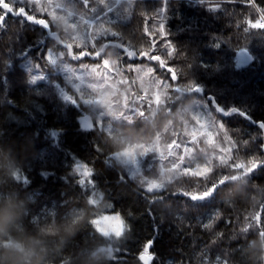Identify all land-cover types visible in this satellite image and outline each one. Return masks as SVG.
Returning <instances> with one entry per match:
<instances>
[{"label":"trees","instance_id":"16d2710c","mask_svg":"<svg viewBox=\"0 0 264 264\" xmlns=\"http://www.w3.org/2000/svg\"><path fill=\"white\" fill-rule=\"evenodd\" d=\"M8 2L32 11L29 0ZM58 2L63 11L72 8L91 23L97 21L87 31L94 33L101 24L111 26L121 38L110 39L137 52L161 55L180 76L170 81L160 69L142 84L135 71L123 76L109 73L112 78L106 83L102 77L83 75L81 63L91 69L102 62L91 57L50 58L62 51L59 39L73 42L68 40L72 34L84 35L82 21L74 32L63 16L45 27L9 12L0 23V212L13 227L0 236V252L22 250L24 243L34 241L45 252L44 264H264V254L251 252L257 243L264 245V234L253 219L264 210V164L250 174L234 170L225 160L227 154L215 147L229 146L218 129L222 123L238 142L234 158L264 160V32H242L243 20L254 21L260 14L244 0H136L137 6L129 11L124 9L125 0ZM256 3L264 8V0ZM142 12L163 17L166 38L177 49L172 57L162 44L150 50L143 28L147 23L155 31L160 17L146 22ZM65 62L76 70L74 76L83 79L71 81ZM135 64L158 67L147 58H137ZM100 70L104 71L102 66ZM122 79L129 83H120ZM153 79L170 87L157 88ZM192 82L198 92L173 91ZM91 85H97L96 90ZM145 88L151 104L147 98L138 99ZM102 97L109 108L122 112L113 123L116 132L138 142L154 137L159 141L156 154L141 156V174L147 181L131 177L127 166L115 159L126 141L102 127L98 111L86 101ZM133 108L143 114L132 115ZM123 113L131 118L123 119ZM84 114L91 115L92 127L81 124ZM196 115L202 122L212 116L216 126L201 127L193 119ZM205 132L213 133L214 145L206 143ZM173 140L180 147L168 149ZM173 162L176 166L171 168ZM81 166L91 168V174L83 176ZM201 175L203 182L193 178ZM224 177L227 182L207 198L194 201L177 193L202 189L208 180ZM153 178L162 185L155 194L163 200L156 202L148 198L153 193L141 187ZM93 199L95 205L89 204ZM103 212L123 218L126 231L121 237L101 235L89 222ZM217 212L219 216L211 219ZM207 223L211 228L204 227ZM149 240L151 255L141 261Z\"/></svg>","mask_w":264,"mask_h":264},{"label":"snow or ice","instance_id":"6c2138e0","mask_svg":"<svg viewBox=\"0 0 264 264\" xmlns=\"http://www.w3.org/2000/svg\"><path fill=\"white\" fill-rule=\"evenodd\" d=\"M29 2L32 5V11H29L25 7H14L12 3L8 2V0H0V23H3L5 16H7L9 12H12L15 15L24 16L27 20L38 23L45 27H50L53 24L54 18L58 16H63L65 18H68L69 23L73 25L74 32H78L80 28V22L82 21L83 25L85 26L84 35L80 36L72 34L68 37V40L73 42H67L62 39H59L61 41L62 51L56 52L53 59L64 61L65 57H70L72 61H82V59L85 57H91L94 60H99L102 62V65L101 63H97L91 69H89L88 65L81 63L80 69L83 75H94L96 77H102L103 81L106 83L112 78L109 73H114L116 75L123 76L125 72L135 71L140 74L139 79L143 84L145 77H150L154 73H157L160 69H163L166 73V79L170 81H177L179 79L180 73L178 72L177 68L172 67L165 59L162 58L161 55L150 54L149 51H145L143 49L137 52L136 50H133L127 45H125L123 42L116 43L114 39H110V37L121 38V34H119L113 27H104V25L101 24L100 29L92 33L87 31V29L93 27L97 21L95 23H91L88 19L85 18V15L83 13L74 14V10L72 8L71 10L63 11L62 9L64 5L58 2V0H29ZM244 2L246 5H249L260 15L259 18L254 21L250 19H244L242 23L246 26L242 27V32L246 34L251 32L250 30L252 29H257L261 30L260 32H264V8L259 7L256 3V0H244ZM136 6V0H125V11L133 10ZM33 11L37 12L39 15H33ZM44 16L50 17V19L46 20L43 18ZM141 16L146 22L155 19L156 16L160 17L158 28L155 31L151 30L147 26V23L143 28L144 35L150 38V50H153L158 47V45L162 44L166 50V55L168 57H172L174 53H177V49L166 38L167 32L164 27L163 17L160 15L149 16L146 12H142ZM238 24L241 28V24ZM157 36L161 37L162 39L158 41ZM74 49H80V51L77 52ZM137 58H147L149 61H156L158 67L151 66L141 68L135 64ZM120 65H123V67H120ZM101 66L104 71L100 70ZM65 68L67 69V71L75 75L76 70L73 69L69 63L65 62ZM83 75L75 76V79L82 80ZM69 79H71V77ZM120 83L128 84L129 81L127 79H122ZM151 84H154L157 88L162 86L163 88L168 89L170 87V84H165L162 80L158 79H153L151 81ZM74 87L83 95V91L79 85H74ZM90 87L93 90H96L97 85H91ZM99 87H104V84L99 85ZM173 91L175 93L198 92L199 87L192 82L188 84L185 88L176 87ZM144 92L145 94L139 96L138 99L140 101H144L147 98L149 104L153 103L152 98L147 96V88L144 89ZM125 100L127 101V97H125ZM86 101L94 110L98 111V116L102 121L103 127L107 123V119H105L107 118V116L103 115V108L99 107V100L86 99ZM154 101L155 104L158 103L155 97ZM130 111L132 112V115L143 114V111H139L137 108H133ZM122 118L127 120L130 119L131 116L123 113ZM193 119L196 121L197 124H200L201 127H204L205 125L209 127L216 126V119H214L212 116L205 117L203 122L201 121L199 115L193 116ZM262 127H264V125H262ZM218 129L223 132V141L226 142L229 146L227 148H224L220 147L219 144H216L215 147H219L221 153L227 154V158H225V155L220 156L225 158L227 164L232 169L246 171L247 174H250L253 170L260 166V164H264V160H261L258 157H250L247 160L240 159L238 156L234 158V153L238 151V142H236L234 138L230 136L229 132L222 123L218 124ZM204 135L208 137L206 143L211 146L214 145V141L212 139L213 133L205 132ZM192 139L193 142H195V132L192 133ZM167 147L168 149L179 148L180 144H178L177 141L173 140L167 145ZM141 149L142 151L140 152V156H144L149 152L156 154L155 151H152L146 145L143 146ZM184 151L185 153H187L190 151V149L186 147ZM173 154L174 153L171 151L168 153L169 156ZM159 159L162 160L163 156H160ZM183 159V155L179 156L180 162H182ZM132 162H135V160H133ZM173 164H175V162H173ZM185 168H187V166ZM78 171L81 172L83 176L87 177L91 174L92 170L88 166H81ZM188 171L191 172V168H188ZM193 178H196L197 181L201 182H203L204 180L203 175ZM226 182L227 177H224L223 179L217 180L215 182H213L212 180H208L206 185L202 184V189L197 190L194 188L192 191L178 190L177 193H183L184 195L189 196L194 201L201 200L209 197L213 192L223 186ZM141 187L146 189L147 193H153V195L148 197L151 202H156V199L163 200V196L155 194L157 193L158 189L148 187L147 184ZM96 202L97 200L93 199L89 201V204L95 205ZM110 207L111 205H107L105 208ZM102 216L103 219H97V217L99 216L94 215L93 218L89 220V222L96 226L99 230L101 228V225L105 221H111L117 229L114 233L115 237H121L123 235V229L126 228L123 218L118 214H105L104 212L102 213ZM218 216L219 212H217L211 219L216 218ZM253 219L259 224L258 229L261 231L262 234H264V210H262V214L256 215ZM211 226V223H207L206 225H204L206 229L211 228ZM99 233L102 235L100 231ZM151 244L152 241L150 240L145 242V247L143 249L145 254L140 256L141 261L146 262L149 259V256L151 255V253L149 252Z\"/></svg>","mask_w":264,"mask_h":264},{"label":"rangeland","instance_id":"374dc122","mask_svg":"<svg viewBox=\"0 0 264 264\" xmlns=\"http://www.w3.org/2000/svg\"><path fill=\"white\" fill-rule=\"evenodd\" d=\"M50 58L54 61V55L50 54ZM67 76L70 78L71 77V81L73 80V78L75 79V76L66 70ZM85 89V88H83ZM104 95L106 96V94L104 93ZM97 100V99H96ZM99 107L103 108V115L107 116V123L104 125L105 129L110 132V133H115L118 134V136H122L126 139V146L125 148L118 154H115L114 157L115 159L122 163L125 164L127 166V170L129 172V175L131 177H133L134 179H138L140 181L144 180L147 181L144 178V175L141 174L142 172V158L140 156V152L142 151V147L143 146H148L149 149H151L152 151H159V141L156 139V137L152 138L150 140V142H146V141H135L132 140L134 139L133 137H131L130 135L127 134H120L119 132H116V127L114 126V121L118 119V115L120 113H122L121 111H118L116 108H114V106H112L111 108H109L108 105V100L106 97H102L99 99ZM96 116L98 117V122L99 124H102L101 119L98 116V112H96ZM80 121L81 124L85 127V128H90L93 126V120L91 115L89 114H84L80 117ZM129 122V120H128ZM127 135V136H125ZM150 154V152L148 153ZM145 156V155H144ZM133 160H135V162H132ZM195 161V160H194ZM200 161V160H199ZM184 166V162L182 163ZM176 166L175 165H171V168H174ZM184 169H186L184 167ZM148 187H152L154 189H158L160 190L162 188L161 183L159 182V179H151V181H149ZM103 219V216L98 217L97 219ZM124 221V220H123ZM125 224V222H124ZM126 225V224H125ZM116 227L113 225V223L111 221H105L102 225L101 228L99 229L100 232H102L104 235L107 236H115L114 233L116 231ZM126 231V228L123 229V233Z\"/></svg>","mask_w":264,"mask_h":264},{"label":"clouds","instance_id":"9594fccd","mask_svg":"<svg viewBox=\"0 0 264 264\" xmlns=\"http://www.w3.org/2000/svg\"><path fill=\"white\" fill-rule=\"evenodd\" d=\"M13 224L6 220L5 214L0 212V236L11 231ZM251 252L258 255L264 254V245L257 243L251 248ZM2 264H44L45 252L41 250V245L34 241H28L22 245V250L8 248L0 252Z\"/></svg>","mask_w":264,"mask_h":264},{"label":"bare ground","instance_id":"6f19581e","mask_svg":"<svg viewBox=\"0 0 264 264\" xmlns=\"http://www.w3.org/2000/svg\"><path fill=\"white\" fill-rule=\"evenodd\" d=\"M218 7V5H214V6H212V7ZM127 136V135H126ZM123 137V136H122ZM120 140H122V141H125L126 139L123 137V138H119Z\"/></svg>","mask_w":264,"mask_h":264},{"label":"water","instance_id":"95a60500","mask_svg":"<svg viewBox=\"0 0 264 264\" xmlns=\"http://www.w3.org/2000/svg\"><path fill=\"white\" fill-rule=\"evenodd\" d=\"M216 7H217V6H216ZM216 7H212V8H216ZM201 91H202V89H201ZM213 193H214V192H213ZM213 193H212V194H213ZM212 194H211V195H212ZM211 195H210V196H211Z\"/></svg>","mask_w":264,"mask_h":264}]
</instances>
